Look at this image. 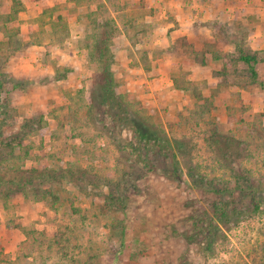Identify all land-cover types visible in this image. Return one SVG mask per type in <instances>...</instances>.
Listing matches in <instances>:
<instances>
[{"label": "rangeland", "instance_id": "rangeland-1", "mask_svg": "<svg viewBox=\"0 0 264 264\" xmlns=\"http://www.w3.org/2000/svg\"><path fill=\"white\" fill-rule=\"evenodd\" d=\"M105 67L179 178L92 100ZM188 161L233 190L207 235ZM0 264H264V0H0Z\"/></svg>", "mask_w": 264, "mask_h": 264}, {"label": "trees", "instance_id": "trees-1", "mask_svg": "<svg viewBox=\"0 0 264 264\" xmlns=\"http://www.w3.org/2000/svg\"><path fill=\"white\" fill-rule=\"evenodd\" d=\"M239 60L247 64L252 76L255 77V63L257 62L256 54H254V52H240ZM93 84L96 86V89L92 91V100H99L100 104L106 105V110L104 112L110 117L111 122L114 121L113 123H115V125L117 124V126L121 128L132 130L136 141V147H134L135 154L140 158V160L142 159L141 162L144 161V164H150L151 161H148V156L151 155V158H154V154L163 157L164 159H169V164H171L172 169L169 172L170 176L179 178L180 170L181 172H183V170L180 168V165L178 164L179 162L174 160L175 152L170 139L157 127L153 126L150 130H145L142 127H138V123L133 122L132 115L136 116L137 113L135 111H131L126 101H124V99H122L121 96L114 91L112 74L107 67L95 74ZM218 141L219 140L216 138L212 140L213 143H218ZM178 143L179 146L177 150H180V148H182V142L178 141ZM144 155L146 156L144 157ZM184 164L186 166V172H184V174L189 178V182L194 185L195 188L202 190L203 192L213 190V192L216 193V200L211 203L213 215H208L209 217L207 219L206 227L202 228V232L206 235L210 234L212 227L215 226L218 228L220 222L228 221L233 215L234 210L231 207V204L233 203H224L222 201H218L217 199L218 196L223 195L225 191L231 193L233 190L229 189L228 185L224 186V189L213 188V185L215 186L214 181L210 180L207 175L202 174L196 164H193L190 161L185 162ZM250 205L252 211H257L259 210L261 204L260 202L255 201ZM214 222L216 223L214 224Z\"/></svg>", "mask_w": 264, "mask_h": 264}]
</instances>
